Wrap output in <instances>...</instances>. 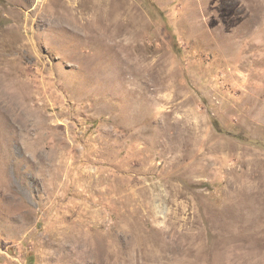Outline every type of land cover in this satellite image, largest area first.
<instances>
[{"label":"rangeland","instance_id":"obj_1","mask_svg":"<svg viewBox=\"0 0 264 264\" xmlns=\"http://www.w3.org/2000/svg\"><path fill=\"white\" fill-rule=\"evenodd\" d=\"M0 264H264V0H0Z\"/></svg>","mask_w":264,"mask_h":264}]
</instances>
